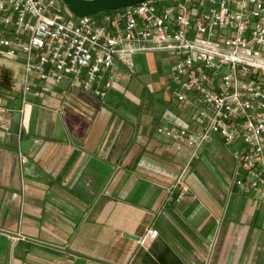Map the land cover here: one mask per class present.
Returning a JSON list of instances; mask_svg holds the SVG:
<instances>
[{
	"label": "crops",
	"instance_id": "0c3cea01",
	"mask_svg": "<svg viewBox=\"0 0 264 264\" xmlns=\"http://www.w3.org/2000/svg\"><path fill=\"white\" fill-rule=\"evenodd\" d=\"M171 64L133 54L100 101L67 80L23 93L20 62L0 60V106L21 95L17 145L31 139L21 153L0 131V264H264V200L233 186L229 148L214 137L190 158L155 133L196 128Z\"/></svg>",
	"mask_w": 264,
	"mask_h": 264
},
{
	"label": "built area",
	"instance_id": "2783aa9c",
	"mask_svg": "<svg viewBox=\"0 0 264 264\" xmlns=\"http://www.w3.org/2000/svg\"><path fill=\"white\" fill-rule=\"evenodd\" d=\"M62 5L0 0V60L20 62L23 93L67 80L103 101L118 64L129 69L135 53H164L172 96L194 108L196 128L155 133L190 158L217 137L230 150L233 186L264 200V0H147L87 17L67 16ZM11 116L0 106L7 135ZM183 175L175 201L187 191ZM156 235L147 230L136 243Z\"/></svg>",
	"mask_w": 264,
	"mask_h": 264
},
{
	"label": "water",
	"instance_id": "95a60500",
	"mask_svg": "<svg viewBox=\"0 0 264 264\" xmlns=\"http://www.w3.org/2000/svg\"><path fill=\"white\" fill-rule=\"evenodd\" d=\"M147 0H61L66 10L75 17L93 16L101 12L114 11L128 6H133ZM21 107V95H18L13 109L8 146L19 147L21 153L30 145L31 139L20 142L19 138V110Z\"/></svg>",
	"mask_w": 264,
	"mask_h": 264
},
{
	"label": "rangeland",
	"instance_id": "374dc122",
	"mask_svg": "<svg viewBox=\"0 0 264 264\" xmlns=\"http://www.w3.org/2000/svg\"><path fill=\"white\" fill-rule=\"evenodd\" d=\"M62 8L64 9L63 12H64L65 15H67V16L71 15V14L66 10V8H65L64 5H62ZM98 14H100V13H98Z\"/></svg>",
	"mask_w": 264,
	"mask_h": 264
}]
</instances>
